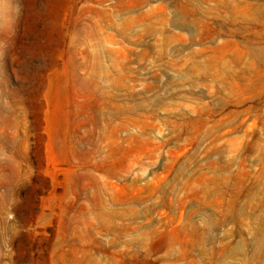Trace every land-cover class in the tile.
<instances>
[{"label":"rangeland","instance_id":"rangeland-1","mask_svg":"<svg viewBox=\"0 0 264 264\" xmlns=\"http://www.w3.org/2000/svg\"><path fill=\"white\" fill-rule=\"evenodd\" d=\"M0 264H264V0H0Z\"/></svg>","mask_w":264,"mask_h":264}]
</instances>
